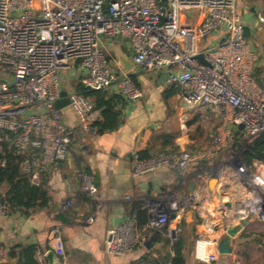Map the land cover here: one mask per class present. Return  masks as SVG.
Here are the masks:
<instances>
[{"label":"built area","instance_id":"1","mask_svg":"<svg viewBox=\"0 0 264 264\" xmlns=\"http://www.w3.org/2000/svg\"><path fill=\"white\" fill-rule=\"evenodd\" d=\"M189 11H194L192 22ZM214 34L216 39L209 40ZM119 35L135 67L147 73L166 72L167 81L180 87L184 106L205 107L221 117L203 148L158 151L148 159L134 152V176L167 167L207 181L215 168L223 169L215 165L221 152L228 151L226 161H231L238 146L243 153L264 134V87L255 70L258 53L246 35L237 0H0L1 166L7 163L6 150L13 151L21 157V172L39 181L44 171L69 155L73 131L55 102L61 98L63 76L72 69L87 88L106 90L113 85L128 100L143 95L115 59L116 68L111 67L103 40L115 41ZM68 96L80 123L96 118L88 97L77 92ZM240 124L244 128L236 136ZM236 170L252 192L250 210L264 219V163L249 166L240 161ZM82 178L84 188L94 192L92 177L85 172ZM198 196V192L179 199L166 195L149 203L150 217L143 230L167 226L174 233L182 212L196 205ZM9 213L0 199V215ZM51 234L50 249L64 257L61 228L54 227ZM144 240L134 219H127L109 231L104 249L125 256ZM209 243L197 240L195 255L213 263L217 255L208 251ZM5 257L6 250L0 247V261Z\"/></svg>","mask_w":264,"mask_h":264},{"label":"crops","instance_id":"2","mask_svg":"<svg viewBox=\"0 0 264 264\" xmlns=\"http://www.w3.org/2000/svg\"><path fill=\"white\" fill-rule=\"evenodd\" d=\"M237 12L246 26V35L256 48L259 62L264 57V22L259 21V16L264 17V0H237ZM216 37L214 34L209 40ZM104 40L113 48L115 41ZM120 45L131 58L127 43L121 40ZM107 46L109 56L115 59ZM128 73L136 79L138 84L133 81L143 95L134 100L124 97L115 101L121 119L116 130L98 132L93 122L101 120L102 115L95 108L96 118L85 124L77 120L71 105L62 109L73 131L71 151L66 159L44 171L39 181L23 174L28 184L40 191L33 198V206H20V210L0 215V247L6 250L4 261L15 244H35L41 248L38 260L50 264L47 254L52 244L51 231L56 226L63 233L65 255L54 256L52 264H170L178 234L186 240V264H211L195 255L199 239L210 241L208 251L217 255L214 264H246L249 253L243 249L245 245L253 244L264 253V237L259 236L260 231H250L264 224V219L258 218L249 208L252 192L232 184V179L240 180L237 171L221 169L218 182L212 187L209 186L210 178L202 181L195 175L185 177L178 170L167 167L150 174L133 175L134 152L143 151L152 156L158 151L203 148L208 144L198 145L202 137L195 135L194 129L201 127V121L206 123L205 120H211L214 129L221 123V117L205 107L188 109L184 106L180 87L165 80L164 71L147 73L133 66ZM66 75L69 83L67 86L63 83V90L76 92V84L81 83L77 69ZM258 81L260 83V79ZM172 86L178 88L176 93L171 92ZM106 91L111 96L120 94L113 85ZM196 166L199 169L201 162ZM85 172L93 179L94 192L84 188L82 173ZM8 188L7 183L1 185L0 195ZM196 192L199 193L196 205L187 207L175 224V230L179 226L175 240L167 227V230L158 229L161 239L152 238L151 248L144 245V240L125 256L105 251L109 231L127 219H134L140 238L153 237L151 231L143 230L145 220L150 217L149 203L166 195L192 197ZM61 212L67 217V223L57 219ZM231 228H237L233 234L228 233ZM186 229L191 230L190 235L183 233ZM255 239L261 242H254ZM236 242L241 245L238 249L234 246Z\"/></svg>","mask_w":264,"mask_h":264},{"label":"trees","instance_id":"3","mask_svg":"<svg viewBox=\"0 0 264 264\" xmlns=\"http://www.w3.org/2000/svg\"><path fill=\"white\" fill-rule=\"evenodd\" d=\"M133 80L137 83L134 77ZM75 87L78 94L91 98L94 103V108L101 111L102 119L93 122V125L97 127L99 133L108 130L114 131L119 127L121 119L120 113L116 109L115 101L123 100L124 96L122 94L111 96L106 90L90 89L82 83H77ZM171 89L173 93H176L178 90L175 86H172ZM139 155L141 159L151 157L143 151H140ZM5 157L7 160L6 165H0V186L7 183L9 188L4 195H0L1 202L8 205L10 213L20 210V206H24V208L33 206V198L36 197L40 188L28 184L27 178L21 172V157L15 155L10 150H6ZM241 161L249 166L253 165L256 161L264 163V134L246 146L245 151L241 155ZM147 221L146 219L144 223L146 224ZM162 228L167 230V226ZM149 231L153 233V238L156 241L161 239L158 229H151ZM259 236L264 237V233H259ZM254 242L260 243L261 240L255 239ZM172 248L175 254L171 258L170 264H186V240L181 234H178ZM40 249L35 244H15L9 249L8 259L6 261H0V264H43L37 258Z\"/></svg>","mask_w":264,"mask_h":264},{"label":"rangeland","instance_id":"4","mask_svg":"<svg viewBox=\"0 0 264 264\" xmlns=\"http://www.w3.org/2000/svg\"><path fill=\"white\" fill-rule=\"evenodd\" d=\"M193 13H194V11H189L188 12V20L190 22H192L193 19H194V14ZM103 42L106 44V46L108 45V43H106V40H104ZM107 48L109 49V51L112 54L114 53L112 47L109 48V46H107ZM107 52H108V50H107ZM107 54L109 55V53H107ZM111 59H112L111 60V67L115 69L116 65L114 64V61H113L114 58H111ZM255 70H256L257 75H258V77L260 79V83H262L264 85V57L260 58L259 62L256 64ZM62 80H63L64 86H67L68 83H69L68 75H64ZM205 121H206V123L201 121V123H202L201 127L197 126V128L194 129V134L199 136V137H202V141L198 143V145H201V146H204V145L208 144L209 138H210L209 136L211 135L212 131L214 130L213 126L215 125L214 123H212L211 120H209V121L205 120ZM236 141H239V140H236ZM238 147H239V149L236 152V155L234 156V159H232L231 161H226V158L229 155V152L228 151H223L218 156L215 165H219L220 164L222 168H228L230 171L236 173V171H237L236 170V163L241 161V155H242V151H240V146H238ZM223 162H224V164H223ZM232 181L234 182L232 184H236V185H238L240 187V189H243L242 186L244 187V185H243V181L242 180L232 179ZM173 196H175V195H173ZM175 198L179 199V197L177 195H176ZM164 202H166V201H164ZM178 229H179V226L177 225L176 226V230H175L176 232L174 231V233L171 234V237L174 240L176 238L175 235L179 233ZM250 231L256 232V233H259V231H260V233L261 232L264 233V224H258V225H256L254 227V229L253 228L250 229ZM183 233L184 234L189 233V235H190L191 234V230L186 229V232H183ZM241 241L243 243V240H241ZM262 245L264 247V243H262ZM234 246L236 247L235 249H238L239 242H236ZM239 247H241V245ZM243 249L246 250V252H247L246 254L249 253L248 255H246L247 256L246 257V261H247L246 264H257V263L264 264V253H263L262 250L255 248V246L253 244L251 246L245 245V246H243Z\"/></svg>","mask_w":264,"mask_h":264},{"label":"water","instance_id":"5","mask_svg":"<svg viewBox=\"0 0 264 264\" xmlns=\"http://www.w3.org/2000/svg\"><path fill=\"white\" fill-rule=\"evenodd\" d=\"M120 41H121V35H119L116 40H115V43H114V46H113V52H114V57H115V60H116V63L118 64V66L120 67V69L123 71V72H129L133 66H134V63L133 61L131 60L130 56L122 49L121 45H120ZM200 57V56H199ZM165 80L167 79V74L165 73L164 77H163ZM71 104V100L68 96V92L66 90H63L61 92V98L58 99L56 102H55V106L56 108L58 109H63L67 106H69ZM244 128V125L243 124H240L238 126V130L235 132V135L238 136L239 133H240V130H242ZM218 176H219V172H218V169L215 168L213 170V176L211 177V179L209 180V186L212 187L214 184H216L218 182ZM57 219H59L60 221H62L63 223H67L68 222V219L67 217H65L64 213L61 212L58 214L57 216ZM242 220V219H241ZM237 228H231L228 230V233H231L233 234L235 232ZM153 237L149 238V239H146L144 241V245L147 247V248H151L152 245H153V240H152ZM48 256V259H50V264H52V259L55 255L54 251L52 249H50L49 253L47 254Z\"/></svg>","mask_w":264,"mask_h":264}]
</instances>
